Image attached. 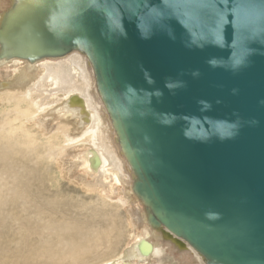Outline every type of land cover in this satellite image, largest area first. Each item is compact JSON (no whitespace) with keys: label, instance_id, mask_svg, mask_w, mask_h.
<instances>
[{"label":"water","instance_id":"1","mask_svg":"<svg viewBox=\"0 0 264 264\" xmlns=\"http://www.w3.org/2000/svg\"><path fill=\"white\" fill-rule=\"evenodd\" d=\"M10 2L0 61L86 55L152 225L264 264V0Z\"/></svg>","mask_w":264,"mask_h":264},{"label":"bare ground","instance_id":"2","mask_svg":"<svg viewBox=\"0 0 264 264\" xmlns=\"http://www.w3.org/2000/svg\"><path fill=\"white\" fill-rule=\"evenodd\" d=\"M0 89V264H206L148 220L85 54L0 61Z\"/></svg>","mask_w":264,"mask_h":264},{"label":"rangeland","instance_id":"3","mask_svg":"<svg viewBox=\"0 0 264 264\" xmlns=\"http://www.w3.org/2000/svg\"><path fill=\"white\" fill-rule=\"evenodd\" d=\"M0 91H1V89H0ZM49 101H50V104H48L46 106V108H48L49 106H51L54 103L58 102V98L56 96H53ZM105 132H107V134H108L107 136L108 137L111 135L108 129H106ZM57 186H58V184L55 185V187H57ZM75 195H79L80 196L82 194L80 192H77ZM125 204L126 203L125 202H122V201L109 200L108 202H105L102 205H106L108 208H112V209L116 210L120 216H122L123 218H126V213L128 212L127 211V208L128 207ZM130 217H131V215H129V217L127 219H130Z\"/></svg>","mask_w":264,"mask_h":264}]
</instances>
